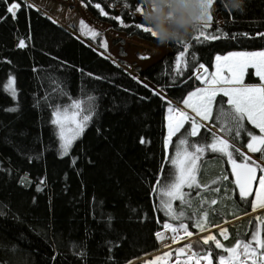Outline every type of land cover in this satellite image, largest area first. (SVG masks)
I'll return each mask as SVG.
<instances>
[{
	"label": "trees",
	"instance_id": "1",
	"mask_svg": "<svg viewBox=\"0 0 264 264\" xmlns=\"http://www.w3.org/2000/svg\"><path fill=\"white\" fill-rule=\"evenodd\" d=\"M80 1L95 19L112 29L158 44L140 29L122 28L111 19L123 12L125 24L143 23L139 14L131 15L139 0H129L133 5L129 10L117 0ZM26 2L28 7L21 4L16 19L0 2V16L7 17L0 21V264H146V259L160 249L155 233L163 223H181L167 216L154 191L167 182L172 169L168 161L189 128L186 123L172 137L167 153L166 109L175 102L182 103L203 83L189 79L193 76L191 62L182 69L183 75L175 72V57L183 45L168 46L166 54L139 67V75H135ZM96 4L109 16H103ZM230 4V0H214L208 29L215 34L218 26L227 37L201 45L194 33L186 41L188 54L196 52L197 68L199 64L212 68L218 54L264 48V38H251L264 32V0H242V10ZM18 40L27 46L18 48ZM97 44L100 46V41ZM119 53L124 55L122 47ZM11 75L16 79L17 99L3 91ZM245 83H261L254 69H248ZM89 97L95 98V112L65 156L58 126L51 123L55 110L76 100L87 109ZM220 99L218 95L216 100ZM8 107H18V111H4ZM215 117L216 106L209 125L200 129L201 135L188 137L190 145H204L211 142L213 134L222 135L241 153L264 160L246 148L249 138L244 133L236 140L222 133V124ZM244 123L254 134H261L249 121ZM211 126L218 127L219 132ZM141 138L146 143L141 144ZM234 158L242 160L237 153ZM197 180L201 188L184 189L188 204L173 202L177 212H185L182 222L198 234L197 210H207L209 226L226 224L227 239L214 229L225 248L232 247L237 239L247 241L259 222L249 204L240 201L231 161L223 154L206 151L199 162ZM212 200L217 203H202ZM252 200L253 195L248 197L249 202ZM108 217H112L110 224ZM198 240L191 242L192 249L210 251L214 263L218 252L225 254L222 249L198 246ZM79 251L86 256L74 254Z\"/></svg>",
	"mask_w": 264,
	"mask_h": 264
},
{
	"label": "snow or ice",
	"instance_id": "2",
	"mask_svg": "<svg viewBox=\"0 0 264 264\" xmlns=\"http://www.w3.org/2000/svg\"><path fill=\"white\" fill-rule=\"evenodd\" d=\"M5 5V11L11 15L13 19H16L17 11L21 8V4L28 7L26 0H20V2L8 3V0H0ZM119 4L123 5L124 10L133 8V5L129 3V0H117ZM214 0H207L205 16L202 18V23L198 26L195 33V41L201 45L208 41L220 40L228 36L218 26L215 29V34L209 32L208 29L211 26L212 15L211 9L213 7ZM232 8L240 9L241 5H228ZM95 7L100 10L101 14L105 17L109 16V12L104 11L99 4ZM112 5L109 4V8ZM144 11V0H139L134 6V10L131 12L132 16L139 14L142 19V13ZM121 16H112L111 19L118 21L119 26L122 28L135 27L140 29L143 33L149 34L154 38L155 34L151 28L147 27L143 23L125 24L124 19ZM6 16H0V21L6 19ZM143 21V19H142ZM79 30L85 36H91L95 40L100 33L92 30L83 20L80 21ZM248 36L247 33L242 34ZM264 38V32H257L252 39L256 37ZM234 38V37H233ZM178 45H183L182 49H178L179 55L175 57V72L177 75H183V68H187L191 62L193 68V76L189 79L197 78L204 83V87L197 88L195 91L189 93L186 99L182 100V104L187 109H191L194 115H189L187 111L182 110L179 107H168L167 118V132H168V144L172 145V137L180 132L184 125L189 124V128L184 130V137L178 140V150L175 151L174 158H171L168 163L172 166L166 176L167 182L164 183L158 189H154L160 196V207L166 212L168 217L173 220L181 221L178 226H173L171 223H165L163 225L165 230L178 234L183 231L187 237L192 236V232L188 231L186 224L182 222V218L185 216L184 211L177 212L173 207L174 201H181L184 204H188L184 189L201 188L197 180L199 172V162L201 156L207 151L210 153H220L227 157L232 163V170L235 173V184L238 187V195L240 201L254 210L256 208H264V176H262L258 183L260 191L255 194V201L249 202L248 197L252 196L251 185L255 178L257 169H261L264 172V166L251 161V157L245 153H241L238 148H235L233 144H230L229 139L222 135L213 134L210 143L199 145L196 143L189 144L188 137H197L201 135L200 129L207 126L200 121H209L213 118V107L216 106L215 119L222 124L220 131L227 133L233 138V140L239 139L241 133H244L249 139L246 144V148L251 153H259L261 158L264 159V51H240L232 52L227 55H215V72L209 74L208 68L203 64H199L197 68L198 57L193 50L188 54L189 44L187 42H179ZM27 45L24 40H18L17 47L25 48ZM103 48H107V42L102 40L100 45ZM144 59L147 57L141 56ZM251 68L255 70V76L259 78L261 83L255 85H246L243 82V77L246 71ZM226 72V74H225ZM176 77L173 76V80ZM140 83H143L140 81ZM148 87V85H144ZM3 91L8 93L11 98L15 99L17 91L15 88V77L12 76L6 82V87ZM154 91L155 95H161L160 92ZM220 95L221 99L216 100V97ZM227 99H224V98ZM90 106L85 109L81 101H73L69 107H65L61 110L56 108L54 116L51 120L53 125L58 126L60 148L63 155H68L69 150L75 140L83 135L84 129L87 127L88 122L92 119V113L95 112L94 97H89ZM170 103V102H169ZM6 112H17L18 107H8L4 109ZM199 118V120H198ZM249 121L256 129H259L260 135L254 134L245 126V121ZM140 143L144 144L146 141L144 138L140 139ZM189 148L192 150L190 151ZM234 153L239 154L242 157L240 163H237L234 158ZM251 161V163H249ZM75 163V161H73ZM163 171V168H161ZM227 179V177H224ZM161 182L157 180L159 185ZM216 183V181H213ZM207 188L208 185H203ZM39 190V189H38ZM215 191H219L216 188ZM202 203L216 204V200L202 201ZM3 215V212H0ZM197 218L195 220V226L199 228L201 232L205 231L204 225L207 223L208 211L197 210ZM192 219L193 217H188ZM112 217H108V223L110 224ZM258 224L254 226V230L248 235L247 241L237 239V242L230 248H225L214 235H207L200 240L196 241L198 246L207 245L209 248L222 249L225 254L217 253V264H264V238L261 237V232L264 231V218H257ZM227 230L222 229L219 233L220 236L227 239ZM157 239L163 241L165 235L163 232L155 233ZM175 236L172 237L175 240ZM183 238V237H182ZM75 247V246H73ZM192 244L189 243L184 247L177 250L179 254H185L186 250H190ZM80 258L86 256L84 251L74 253ZM170 253H165L163 256L155 257L154 261L146 262V264H155L156 261L166 260L170 257ZM196 257L195 264H200V260L203 259L207 264H213L211 258V252L207 251L203 254L192 253L191 256L183 262L188 264L189 261ZM114 259V258H112ZM180 256H177V262L179 264ZM132 264V262H128Z\"/></svg>",
	"mask_w": 264,
	"mask_h": 264
},
{
	"label": "rangeland",
	"instance_id": "3",
	"mask_svg": "<svg viewBox=\"0 0 264 264\" xmlns=\"http://www.w3.org/2000/svg\"><path fill=\"white\" fill-rule=\"evenodd\" d=\"M30 1H32L37 6H40L41 8H43L44 11L49 16H51L53 19L63 23L66 27L71 29L73 32L77 33L79 36L81 35L83 39L88 41L94 47L99 48L102 52H104L106 55L111 57L113 60L120 63L123 67H125L127 70L134 73L135 75H139V71H138L139 67L143 68V67L148 66L154 61L160 59L168 51L167 47H161L156 43L146 41L136 36H126L124 32L116 31L112 29L108 23L98 21L91 15V13L87 10V7L85 6V4L81 2L80 0H30ZM81 20H83L92 30L98 31L100 33V36H98L95 40H93L91 36L83 35V33L79 30ZM218 21L222 22L223 19L219 16ZM102 40L107 42L108 47L106 49L97 44V42L100 41V45H101ZM121 47L125 51L124 55H121L119 53V49ZM240 51H248V52L264 51V48L255 49V50H233L225 54H218V55L223 56V55L230 54L232 52H240ZM141 56L147 57V58L142 59L140 58ZM207 68H208L209 74L214 73L216 70L215 60H214L213 67L212 68L207 67ZM247 72L248 70L246 71L243 77L244 84H246L245 78H246ZM12 76L14 75H11L10 77ZM246 85H255V84H246ZM204 86L205 85L203 83L200 87H204ZM15 88L17 91L16 79H15ZM17 97H18V91H17V96L15 97V99H17ZM168 107H179L182 110L187 111L190 116L194 115V113L191 112V109H187L186 106H184L182 103L178 104V102H175L173 105H169ZM167 109H166V128H167V118H168ZM214 128L216 129V127ZM166 148H167V153H168V150H169L168 132L166 133ZM249 156L251 157V161H255L256 163L260 162L261 166H264V160L258 161V159L254 155H249ZM251 161L249 163H251ZM240 162L241 161H237V163H240ZM233 175H234V172H233ZM262 176H264V172H262L261 169L258 168L256 171L255 178L253 179V182L251 185V191L253 193L252 202L255 201L256 192L260 191L258 181ZM205 198L208 199V194L205 195ZM253 213H255L256 216L259 218H264V208H256L251 214ZM166 223H170V222H166ZM164 224L165 223H163V225ZM163 225H162V229L159 232H162V230H165ZM173 226H178V225L173 224ZM204 227H205V231L201 232L199 228L195 226V228L199 231L198 234H195L196 231H192L190 228H188V231L192 232L191 237H187L183 231H180L178 234H175L167 230L165 239L163 241L159 240V245H160L159 251L154 253L151 257L147 258L146 262L154 261L155 257L163 256L165 253H170L171 255L168 259L162 260V261H156L155 264H178L177 262L178 255L180 256L179 264H183V262L188 258V256H191L192 253L203 254L204 252H207V251L199 252L192 248L190 250H186V253L182 255L177 252L179 248L184 247L185 245L191 243L196 238L201 239L207 235L216 236L214 229H217V231L220 233L222 229H226V224H221L217 226L216 228H212L206 223ZM226 234L228 236V232ZM173 236L176 237L175 240L172 239ZM216 239L219 240L217 236H216ZM195 259L196 257H193V259L189 261L188 264H195ZM200 264H207V262L201 259ZM213 264H217V263H214L213 261Z\"/></svg>",
	"mask_w": 264,
	"mask_h": 264
},
{
	"label": "clouds",
	"instance_id": "4",
	"mask_svg": "<svg viewBox=\"0 0 264 264\" xmlns=\"http://www.w3.org/2000/svg\"><path fill=\"white\" fill-rule=\"evenodd\" d=\"M241 5L242 0H230ZM207 0H144L142 19L161 47L186 42L205 16Z\"/></svg>",
	"mask_w": 264,
	"mask_h": 264
},
{
	"label": "crops",
	"instance_id": "5",
	"mask_svg": "<svg viewBox=\"0 0 264 264\" xmlns=\"http://www.w3.org/2000/svg\"><path fill=\"white\" fill-rule=\"evenodd\" d=\"M29 2H31L33 5H35L36 7H38L39 9H41V10H43L44 11V9L43 8H41L40 6H37L36 4H34L32 1H30L29 0ZM45 12V11H44ZM46 13V12H45ZM59 22V21H58ZM59 23H61V22H59ZM62 25H64L63 23H61ZM65 26V25H64ZM81 36V35H80ZM82 37V36H81ZM83 38V37H82ZM111 58V57H110ZM202 82V81H201ZM203 83V82H202ZM178 104H179V102H178ZM192 112V111H191ZM198 120H199V118H198ZM202 124H208L209 125V121H200ZM212 127V129L216 132V131H218L219 132V129L216 127V129L213 127V126H211Z\"/></svg>",
	"mask_w": 264,
	"mask_h": 264
},
{
	"label": "built area",
	"instance_id": "6",
	"mask_svg": "<svg viewBox=\"0 0 264 264\" xmlns=\"http://www.w3.org/2000/svg\"><path fill=\"white\" fill-rule=\"evenodd\" d=\"M166 231H167V230H162V232L164 233V235H166Z\"/></svg>",
	"mask_w": 264,
	"mask_h": 264
},
{
	"label": "water",
	"instance_id": "7",
	"mask_svg": "<svg viewBox=\"0 0 264 264\" xmlns=\"http://www.w3.org/2000/svg\"><path fill=\"white\" fill-rule=\"evenodd\" d=\"M233 176H234V178L236 179L235 173H234V175H233Z\"/></svg>",
	"mask_w": 264,
	"mask_h": 264
}]
</instances>
